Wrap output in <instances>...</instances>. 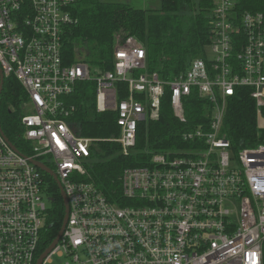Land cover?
<instances>
[{
  "label": "built area",
  "instance_id": "obj_1",
  "mask_svg": "<svg viewBox=\"0 0 264 264\" xmlns=\"http://www.w3.org/2000/svg\"><path fill=\"white\" fill-rule=\"evenodd\" d=\"M78 1L0 0V70L28 95L21 126L30 153L15 152L0 134V264L40 257L51 197L32 161L51 169L68 203L64 232L41 264L54 256L65 264H264V143L235 151L222 130L236 88L251 90L264 130V13L238 14V0H211L210 56L163 82L146 73V50L133 37L118 38L110 72L95 76L81 61L64 65L62 40ZM86 81L96 84L97 113L117 114L119 136L111 142L123 157L138 152L139 123L159 119L165 86L180 122L182 98L196 89L211 108L208 129L184 134L196 141L187 149L126 169L120 203H112L90 180L96 141L68 122L74 108L64 99Z\"/></svg>",
  "mask_w": 264,
  "mask_h": 264
},
{
  "label": "trees",
  "instance_id": "obj_2",
  "mask_svg": "<svg viewBox=\"0 0 264 264\" xmlns=\"http://www.w3.org/2000/svg\"><path fill=\"white\" fill-rule=\"evenodd\" d=\"M211 0H160L156 10H143L122 3L99 0H79L71 8L75 22L65 28L62 40L64 65L76 59L100 71H112L113 35L120 32L133 36L146 49L147 71L158 73L161 79L171 80L197 58L206 59V50L213 39ZM238 14L264 13V0H238ZM79 57V58H78ZM124 88V84H117ZM248 88H236L228 97L223 120V133L235 151L255 143H264V131L256 126V108ZM96 84L92 81L76 84L74 92L64 101L74 107L68 119L74 132L82 138L99 140L91 149L92 163L88 167L90 180L108 201L120 203L123 172L128 168L147 165L152 154L184 150L196 141L184 139V134L201 128L208 129L211 108L206 100L194 93L184 100L185 122H180L170 106V90L165 89L159 119L139 124L135 155L125 158L118 154L120 146L108 140L119 136L117 114L113 111L97 113ZM26 94L15 78L4 80L0 96V127L4 136L22 154L30 155L23 140L21 105ZM126 97L121 92L118 101ZM14 108V110L10 109ZM264 115V109L262 110ZM148 150V153H144ZM50 167V166H49ZM45 193L52 205L47 224L41 231L37 255H41L57 237L64 218V204L56 182L42 173Z\"/></svg>",
  "mask_w": 264,
  "mask_h": 264
},
{
  "label": "rangeland",
  "instance_id": "obj_3",
  "mask_svg": "<svg viewBox=\"0 0 264 264\" xmlns=\"http://www.w3.org/2000/svg\"><path fill=\"white\" fill-rule=\"evenodd\" d=\"M100 2H104V3H122V4H128V5H130L131 7H133V8H136V9H143V10H156V9H158L159 8V3H160V0H99ZM195 2H197V0H194ZM211 3H212V1H211ZM211 10H212V8H211ZM120 37V39L121 40H119L118 42L120 43L121 41H122V39H125L126 37H133V36H124L122 33H120V32H115L114 33V35H113V46H112V53H113V49H114V45H115V43H117V40H118V38ZM133 38H135V37H133ZM136 39V38H135ZM137 40V39H136ZM140 43V42H139ZM145 48V47H144ZM207 49H208V47H207ZM146 50V49H145ZM206 52H207V56L209 57L210 56V51L209 50H206ZM79 58V57H78ZM198 59V58H197ZM195 60V59H194ZM79 61H81L80 59H76V61L74 62V63H76V62H79ZM193 61V60H192ZM191 61V62H192ZM82 62V61H81ZM190 62V63H191ZM84 63V62H83ZM189 63V64H190ZM85 64H87V63H85ZM188 64V65H189ZM88 65V64H87ZM89 66V65H88ZM90 67V66H89ZM188 67V66H187ZM90 69H91V71L94 73V75L95 76H98V74L97 73H105V72H110V71H100V70H98L97 68H92V67H90ZM187 69V68H186ZM186 69L184 70V71H182V72H180L178 75H176L175 77H173L171 80H164V79H161V77H160V75L158 74V73H155V72H153V73H155V74H157L158 76H159V78L163 81V82H171V81H174V79L175 78H179V77H181V76H183L184 74H186ZM146 73H148V74H153V73H149L147 70H146ZM177 78V79H178ZM16 79V78H15ZM17 81V80H16ZM3 83H4V79H3ZM94 83V82H93ZM122 89H124V88H122ZM165 89H169L170 90V87L169 86H165ZM165 89H164V93H165ZM124 92V91H123ZM192 93H194L196 96H198V91L196 90V89H193L192 91H191V93L187 96V97H189ZM25 94H26V92H25ZM163 96H164V94H163ZM26 97H27V100H26V98L24 99V97L22 98L23 99V102H22V105H21V111L23 112V116L25 115V114H28V110L25 108V105H26V102L28 101V95L26 94ZM187 97H184V98H182V104H183V108H184V100L187 98ZM163 98V97H162ZM162 98H161V101H162ZM170 99H171V91H170ZM136 100H138V99H136ZM138 101H140L141 102V105L144 107V103L142 102V100L140 99V100H138ZM95 106H97V95L95 94ZM170 106H171V101H170ZM71 107H73V106H71ZM160 107H161V104H160ZM74 108V107H73ZM10 109L12 110H14V108H11L10 107ZM171 110H172V112H173V115H174V110L172 109V107H171ZM74 112V111H73ZM97 112V111H96ZM184 113H185V108H184ZM22 116V117H23ZM175 116V115H174ZM22 117H21V119H22ZM145 120H149L148 118L147 119H145ZM151 121V120H150ZM21 123V122H20ZM140 124V123H139ZM70 125V124H69ZM71 126V125H70ZM139 126V125H138ZM256 126H257V129H258V124L256 123ZM22 127V126H21ZM72 128V127H71ZM73 129V128H72ZM258 130H260V129H258ZM260 131H264V130H260ZM88 139H92V138H88ZM24 140V139H23ZM92 140H95V139H92ZM111 140L112 139H110V140H108L109 142H111ZM96 141V143L97 142H99V140H95ZM259 143V142H258ZM256 144V143H255ZM136 147V146H135ZM241 149V148H240ZM239 150V149H238ZM148 151V150H147ZM149 152V151H148ZM165 152H168V151H164V152H160V153H165ZM157 154V153H156ZM153 155V154H152ZM125 158H127V157H125ZM51 170V169H50ZM45 203H46V206H47V208L49 209L50 207H51V205H52V203L50 202V201H48V200H46L45 199ZM52 259V261H51V263L50 264H65L66 262H67V260L66 259H64V258H61V257H56V256H54V257H52L51 258Z\"/></svg>",
  "mask_w": 264,
  "mask_h": 264
},
{
  "label": "water",
  "instance_id": "obj_4",
  "mask_svg": "<svg viewBox=\"0 0 264 264\" xmlns=\"http://www.w3.org/2000/svg\"><path fill=\"white\" fill-rule=\"evenodd\" d=\"M2 88H3V74L0 70V96H1V92H2ZM0 134L1 136L4 138V140L10 145V147L15 151V152H18V149L8 141V139L4 136V134L2 133L1 131V127H0ZM32 164L38 168L41 172L45 173L46 175L50 176L57 184L58 188H59V191H60V195L62 197V200H63V204H64V218H63V223H62V226H61V229L57 235V237L55 238V240L52 242V244L40 255V257L38 258L37 260V263L36 264H41L43 259L51 252V250L55 247V245L58 243V241L60 240L63 232H64V229H65V226H66V223H67V219H68V203H67V199H66V196H65V193L60 185V182L58 181L57 177L55 176V174L47 167L45 166L44 164L40 163V162H37V161H32ZM50 202H52V199H49Z\"/></svg>",
  "mask_w": 264,
  "mask_h": 264
}]
</instances>
